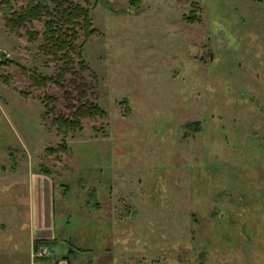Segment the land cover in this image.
Masks as SVG:
<instances>
[{"label":"rangeland","instance_id":"rangeland-1","mask_svg":"<svg viewBox=\"0 0 264 264\" xmlns=\"http://www.w3.org/2000/svg\"><path fill=\"white\" fill-rule=\"evenodd\" d=\"M69 1L90 11L83 76L107 116L59 136L64 89L22 68L60 64L0 13V252L38 264L34 219L48 264H264V0Z\"/></svg>","mask_w":264,"mask_h":264},{"label":"trees","instance_id":"trees-1","mask_svg":"<svg viewBox=\"0 0 264 264\" xmlns=\"http://www.w3.org/2000/svg\"><path fill=\"white\" fill-rule=\"evenodd\" d=\"M25 1V6L15 10L13 0H0V13L4 15L5 27L9 31L17 36H22L21 32L24 31V36L27 37L29 43L40 42L39 53L41 55L60 64L57 74L51 77L22 68L32 88L42 89L48 84H54L64 89L63 99L68 114H53V105L58 102L57 98L45 95L42 100L45 115H54L52 126L57 134L67 136L69 133L81 131L84 119L105 118L106 111L89 101L88 92L91 84L83 76L84 73L90 71L83 58V49L96 32L89 9L69 0ZM85 3H88V0H85ZM194 8V13L191 12L190 17L185 18L188 23L200 22V18L196 16L199 9L196 5ZM43 20L42 33L31 28L35 21ZM81 36L83 40L79 43ZM67 77H69L68 80ZM23 96L28 95L23 94ZM60 148L66 149L64 144ZM49 151L51 150L48 149ZM44 172L48 173L46 170ZM45 244H47L46 241H37L35 248L38 249Z\"/></svg>","mask_w":264,"mask_h":264},{"label":"crops","instance_id":"crops-1","mask_svg":"<svg viewBox=\"0 0 264 264\" xmlns=\"http://www.w3.org/2000/svg\"><path fill=\"white\" fill-rule=\"evenodd\" d=\"M39 227L41 228V224H39V222H35V220L33 219L32 220V223H31V227L29 228V239H30V249H31V257L34 258L36 260V262H38V264H48L47 260L48 257L50 256L48 250H47V247H46V244L45 245H42L40 246L38 249H36V242L37 241H46V243H49L51 242L50 240H47L45 238H41V234L40 232H37L36 230L39 229ZM27 236H25L26 238ZM14 243V242H13ZM13 250V251H12ZM15 248L13 249L11 247V251L10 253H7L10 255L7 256V254L5 252H0V264H20L18 261H16L15 259V253L16 251H14ZM45 250L47 252V255L46 256H43V257H39L37 255V253L41 252ZM7 252V251H6Z\"/></svg>","mask_w":264,"mask_h":264},{"label":"built area","instance_id":"built-area-1","mask_svg":"<svg viewBox=\"0 0 264 264\" xmlns=\"http://www.w3.org/2000/svg\"><path fill=\"white\" fill-rule=\"evenodd\" d=\"M37 255H38L39 257H43V256H46V255H47V252H46L45 250H43V251L37 253Z\"/></svg>","mask_w":264,"mask_h":264}]
</instances>
